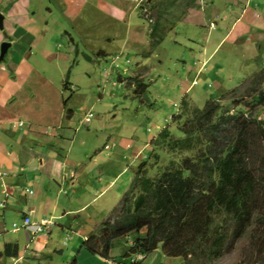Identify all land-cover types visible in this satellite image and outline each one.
I'll use <instances>...</instances> for the list:
<instances>
[{
  "label": "rangeland",
  "instance_id": "obj_1",
  "mask_svg": "<svg viewBox=\"0 0 264 264\" xmlns=\"http://www.w3.org/2000/svg\"><path fill=\"white\" fill-rule=\"evenodd\" d=\"M123 1H131L135 9L120 21L115 19L114 10L98 8L97 0L83 3L74 0L82 10L80 21L78 18L72 24L60 13V0H28L29 13L44 25L43 39L30 45L28 61L64 90L69 99L68 108L73 110L69 134L74 138V132L78 131L74 141L65 143L66 150L61 153L66 157L64 153L69 150L68 157L84 166L91 165L90 159L99 153L101 157H110V161H99L86 180L80 178L72 183L69 179L62 187L52 182L51 190L42 187L45 191L38 193L39 199L44 200L46 191L55 196L58 191L60 206L78 207L92 199L94 190L103 187L111 175H118L116 189L106 191L80 214L81 220L89 217L93 226L103 219L108 221L111 215L108 208L116 199L119 202L123 199L131 186L134 170L150 156L153 137L166 126L180 136L172 117L178 114L184 97L200 108L211 97H220L222 87L238 90L225 91L227 97H221L225 104L233 98L246 97L245 89L262 67L259 56L264 59V0H196L191 4L190 0H177L178 6L186 7L185 11L182 14L171 11L170 19L179 18L174 27L166 19L155 26L159 40L155 42L151 37L153 10L150 6L165 2L163 9L159 7L162 15L173 0ZM158 15L159 11L154 20ZM237 19H241L239 26H235ZM30 46H26L28 50ZM99 52H108L109 56L96 58ZM197 56L201 66L195 62ZM69 71L70 84L65 88ZM132 76L150 84L144 99L137 97L134 85L129 86L128 79ZM207 81L212 82L210 89L203 88ZM263 88L264 83L259 86ZM229 106L231 112L240 109L237 105ZM89 113L93 117L87 121ZM256 114L264 120V108H257ZM78 166L79 172L85 171V167ZM157 172L155 169L151 174ZM101 175L103 182L98 180ZM75 190L79 192L77 197ZM7 220V231H10L12 218ZM146 233L143 229L140 235ZM138 236L132 232L121 237L117 239L118 246L128 248L127 242ZM251 236L249 230L230 253L214 264H264V253L254 248ZM145 257L141 264H185L182 257H166L161 247Z\"/></svg>",
  "mask_w": 264,
  "mask_h": 264
},
{
  "label": "trees",
  "instance_id": "obj_2",
  "mask_svg": "<svg viewBox=\"0 0 264 264\" xmlns=\"http://www.w3.org/2000/svg\"><path fill=\"white\" fill-rule=\"evenodd\" d=\"M162 4L150 6L159 11L157 20L151 17L153 42L159 41L155 26L166 19L174 27L179 18L169 15L182 14L186 8L173 0L161 15ZM69 78L70 71L65 88ZM128 80L137 97L144 99L150 84L133 76ZM263 83L264 66L245 89L247 96L231 97L228 104L221 98L227 94L211 97L203 108L184 97L172 117L180 136L166 126L153 137L150 156L134 170L117 216L101 223L84 241V248L109 259L115 239L137 232L128 245L131 257L147 256L161 247L166 257H182L185 264H214L251 230L254 248L264 253V120L256 114L257 108H264V88L259 89ZM68 101L64 106L70 119L73 110ZM231 104L240 109L231 112ZM155 169L158 172L152 175ZM143 229L145 236L140 235ZM11 247L17 250L7 244L5 254Z\"/></svg>",
  "mask_w": 264,
  "mask_h": 264
},
{
  "label": "crops",
  "instance_id": "obj_3",
  "mask_svg": "<svg viewBox=\"0 0 264 264\" xmlns=\"http://www.w3.org/2000/svg\"><path fill=\"white\" fill-rule=\"evenodd\" d=\"M60 1V13L73 24L79 18L81 5H75L74 0ZM78 1L83 3L88 0ZM123 2L97 0L98 8L110 12L114 10L117 13L115 19L120 21L135 9L131 1ZM29 7L28 0H0V12L5 17L4 26L8 34L6 38L0 31V49L4 41L11 43L4 60L0 61V264H134L133 258L127 255L128 248L118 246L117 239L112 242L109 259L92 254L83 246L88 236L107 220L103 219V222L93 226L89 217L81 220L80 214L91 202L102 198L106 191L116 189L118 175H111L106 181L101 175L98 180L106 182L105 185L94 190L92 199L78 207L60 206L58 191L56 196L46 191L44 200L39 199L38 193L45 191L42 187L51 190L52 182L62 187L69 179L72 183L80 181V178L86 180L99 161H110V157H101L99 153L90 159L91 165L84 166L68 157L69 150L64 153L66 157L61 153V150H66L63 147L68 142L74 141L78 131L74 132V138L69 134L72 128L64 106V90L51 76L40 72L28 61L30 45L42 41L44 33V25L29 13ZM48 10L52 14V10ZM237 20L235 26L241 24V19ZM45 24L48 25L47 22ZM28 44L29 50L26 47ZM259 59V66H264V59L260 56ZM199 61L197 56L195 62L201 66ZM199 72L198 69L197 74ZM211 85L212 82L207 81L203 88H211ZM226 90L233 89L222 87L220 93L225 94ZM59 147L62 148L60 152ZM78 165L85 167V171L79 172L76 169ZM86 186L85 182L84 191ZM75 191L77 197L79 192ZM120 204L121 200L116 199L111 207L108 206L111 214L108 220L115 219ZM26 216H30L35 223L47 219L53 224L38 231L34 226H24ZM9 217L12 218V228L7 231ZM129 242L133 240L128 241V245ZM7 244L16 245L17 250L11 247L5 254Z\"/></svg>",
  "mask_w": 264,
  "mask_h": 264
},
{
  "label": "built area",
  "instance_id": "obj_4",
  "mask_svg": "<svg viewBox=\"0 0 264 264\" xmlns=\"http://www.w3.org/2000/svg\"><path fill=\"white\" fill-rule=\"evenodd\" d=\"M91 117H93V114H92V113H90V114L88 115V117H87V121H90V118H91ZM21 125H22V123H21ZM23 224H24V226H34V227L36 228V230L41 231V230H43L44 228L49 227V226L52 225L53 223H52L50 220H47V219H44V220H42V221L39 222V223H35V222L31 219L30 216H26V217L24 218ZM14 227L17 228V227H18L17 224H15ZM142 258H143V256L140 255V254H138V255H135V258H134V259L137 261V260L142 259Z\"/></svg>",
  "mask_w": 264,
  "mask_h": 264
},
{
  "label": "water",
  "instance_id": "obj_5",
  "mask_svg": "<svg viewBox=\"0 0 264 264\" xmlns=\"http://www.w3.org/2000/svg\"><path fill=\"white\" fill-rule=\"evenodd\" d=\"M150 1V0H149ZM152 15L156 18L157 16V10H154ZM4 20L5 17L4 15L0 12V31L3 33V35L8 38V34L5 30V26H4ZM11 46V43L8 41H4L1 45V49H0V61H3L5 58V55L7 54L9 48Z\"/></svg>",
  "mask_w": 264,
  "mask_h": 264
},
{
  "label": "clouds",
  "instance_id": "obj_6",
  "mask_svg": "<svg viewBox=\"0 0 264 264\" xmlns=\"http://www.w3.org/2000/svg\"><path fill=\"white\" fill-rule=\"evenodd\" d=\"M154 10H155V9H154ZM154 10H153V11H154ZM157 12H158V11H157ZM89 114H90V113H89ZM89 114H88V115H89ZM136 255H138V254H136ZM140 255H142V254H140ZM142 256H143V258H142V259H139V261H140V260H143V259L145 258L144 255H142ZM132 258H133V261H134V262H137V261H138V260L136 261V260L134 259V258H135V255H134Z\"/></svg>",
  "mask_w": 264,
  "mask_h": 264
}]
</instances>
